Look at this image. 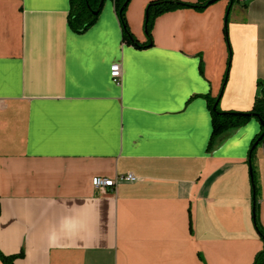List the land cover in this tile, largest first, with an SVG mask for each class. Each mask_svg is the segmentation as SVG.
Returning <instances> with one entry per match:
<instances>
[{
	"label": "crops",
	"instance_id": "1",
	"mask_svg": "<svg viewBox=\"0 0 264 264\" xmlns=\"http://www.w3.org/2000/svg\"><path fill=\"white\" fill-rule=\"evenodd\" d=\"M152 1L127 7L142 44ZM177 1L208 5L159 16L153 46L139 49L114 0L82 34L70 0H0V250L15 264H254L263 250L249 164L262 126L210 147L209 99L252 110L264 0ZM254 165L264 228V143ZM127 174L137 182L93 186Z\"/></svg>",
	"mask_w": 264,
	"mask_h": 264
},
{
	"label": "trees",
	"instance_id": "2",
	"mask_svg": "<svg viewBox=\"0 0 264 264\" xmlns=\"http://www.w3.org/2000/svg\"><path fill=\"white\" fill-rule=\"evenodd\" d=\"M71 9L69 12V25L72 30L78 34L86 32L91 28L98 20L99 15L103 9L105 0H70ZM117 15L120 21V24L123 28V40L128 45H133L139 49H146L153 46V28L155 20L166 13L174 12L181 9L193 8L197 10H203L207 7L208 4H191L185 3L177 0H155L152 1L146 8L145 12V32L147 35L148 41L144 44L140 43L135 36L130 31L127 22V7L130 0H114ZM218 1V0H215ZM235 0H231L233 3ZM224 33L226 41L228 44L230 59L232 56V49L229 40L228 32V20L226 19ZM228 73L224 79V85L226 83ZM260 91L259 95L255 99L254 106L249 112H223L219 109L220 97L210 98L209 99V109L212 114V136L210 147H212L217 141L221 140L229 131L244 127L251 120L257 119L260 124L263 123L262 133L253 143L250 155H249V164L251 169V180H252V189H253V217L256 229L261 236L264 242V228L259 222V195H260V186L258 172L254 165V155L257 147L264 143V82L258 83ZM216 106V110L214 107ZM260 143L257 147L254 148L256 142L260 139ZM0 215H1V204H0ZM18 256H7L3 254L0 250V260L3 264H15V260ZM254 264H264V248L255 258Z\"/></svg>",
	"mask_w": 264,
	"mask_h": 264
},
{
	"label": "built area",
	"instance_id": "3",
	"mask_svg": "<svg viewBox=\"0 0 264 264\" xmlns=\"http://www.w3.org/2000/svg\"><path fill=\"white\" fill-rule=\"evenodd\" d=\"M110 76L114 82H119L122 78L121 65H119V64L112 65L111 70H110ZM137 180H138V178L133 174L118 176L114 179L105 178V177H96L93 179V186H94L95 190H97L98 192H102V191H106L109 189H115L116 186L120 182L135 183V182H137Z\"/></svg>",
	"mask_w": 264,
	"mask_h": 264
},
{
	"label": "water",
	"instance_id": "4",
	"mask_svg": "<svg viewBox=\"0 0 264 264\" xmlns=\"http://www.w3.org/2000/svg\"><path fill=\"white\" fill-rule=\"evenodd\" d=\"M214 2H215V0H212V1L210 2V4H212V3H214ZM229 12H230V9L228 10L227 15L229 14ZM214 110H216V106L214 107ZM261 124L263 125L262 122H261ZM261 139H262V138H260V139L256 142L254 148L258 146V144L260 143ZM251 174H252V173H251Z\"/></svg>",
	"mask_w": 264,
	"mask_h": 264
}]
</instances>
